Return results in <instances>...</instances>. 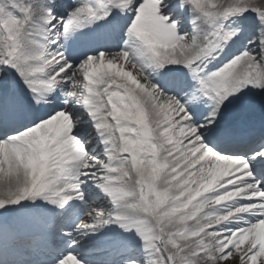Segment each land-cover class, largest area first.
Instances as JSON below:
<instances>
[{
	"label": "snow or ice",
	"instance_id": "6c2138e0",
	"mask_svg": "<svg viewBox=\"0 0 264 264\" xmlns=\"http://www.w3.org/2000/svg\"><path fill=\"white\" fill-rule=\"evenodd\" d=\"M229 111L264 116V0H0V235L72 221L0 264H90L89 238L102 264H264V142L219 147Z\"/></svg>",
	"mask_w": 264,
	"mask_h": 264
},
{
	"label": "bare ground",
	"instance_id": "6f19581e",
	"mask_svg": "<svg viewBox=\"0 0 264 264\" xmlns=\"http://www.w3.org/2000/svg\"><path fill=\"white\" fill-rule=\"evenodd\" d=\"M235 116L236 115L233 112L229 111L228 113H226L224 115V117L221 119V121L224 118H226V117L233 118ZM226 135L227 134H225V132L218 131V137L220 139V140L219 139L218 140L219 141L227 140L228 137ZM101 206H103V205L102 204H97L96 205V207H101ZM29 216H30L29 213H27V211L25 210L22 213H20L18 216L9 218L7 220V223L11 224L14 227V229L16 228L18 230V228L20 227L18 222L20 223L23 220L21 218L24 217L25 219H28ZM89 219H90V217L88 215H85L80 220V223H87L89 221ZM53 223H52L53 225H56V226H59V227H71V225H72V221L68 217H65V218H62V219L61 218H56V220ZM36 231H37V227L34 226L33 228L31 227L28 230L27 234H26V231L23 234L30 235V234H34ZM14 235L15 234H13V237H14ZM8 237H10V236L6 235L0 241V254L2 253L1 245H8V244L11 243V241L13 239V237H11L12 239L8 238ZM64 243H65V238H59V240H58L59 247L58 248H63L64 247ZM42 247L43 248L41 250H44L45 252L49 251L51 249L48 246L45 247V245L42 246ZM110 250L112 251V253H109L108 256H113L114 245L111 244L110 238H105V239H102V240H95V239L89 238L87 241H81V243H80V245L78 246L77 249H68V251H79V252H82L83 257L87 256V255H84V254H90L89 256H93V255H96V254L97 255L102 254L103 252H107L108 253ZM15 252H16L15 250H9L7 252V256L9 257L7 259L8 261L16 260V258L12 257L15 254ZM43 252L41 254H43ZM52 258H53V255L50 257V259H52ZM91 258H93V257H91Z\"/></svg>",
	"mask_w": 264,
	"mask_h": 264
},
{
	"label": "rangeland",
	"instance_id": "374dc122",
	"mask_svg": "<svg viewBox=\"0 0 264 264\" xmlns=\"http://www.w3.org/2000/svg\"><path fill=\"white\" fill-rule=\"evenodd\" d=\"M95 256H98V255H95ZM101 257H103V258H97L96 259V257H94V258H92L93 260H91V257H90V259H88V260L90 261V264H102L103 261L111 260L114 258V256H108V255H102Z\"/></svg>",
	"mask_w": 264,
	"mask_h": 264
}]
</instances>
